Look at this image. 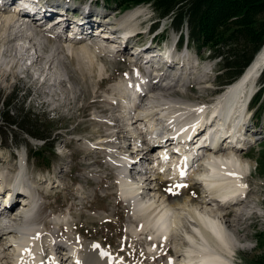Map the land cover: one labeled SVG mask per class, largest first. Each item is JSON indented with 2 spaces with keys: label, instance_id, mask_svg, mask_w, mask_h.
<instances>
[{
  "label": "bare ground",
  "instance_id": "1",
  "mask_svg": "<svg viewBox=\"0 0 264 264\" xmlns=\"http://www.w3.org/2000/svg\"><path fill=\"white\" fill-rule=\"evenodd\" d=\"M12 3L23 5L22 10L30 16L29 23L26 20L23 22L12 11ZM48 6L44 5L43 8L36 0H0V88L8 84L7 79L11 75L15 79L23 66L27 71L34 70L49 87L58 86L60 90L72 94L74 84L68 76L65 60L75 64L83 79L87 78L86 72L102 78L107 74L104 56L106 61L113 60L127 50L130 42L127 38L122 51L115 52L116 45H109L108 40L93 34L95 25L101 22L100 13L92 20L93 24H89L87 11L86 22L82 21L84 17L81 13L63 11L56 13L62 19L59 24L51 26L52 30L47 27L53 20L39 27L55 14L47 13L51 10ZM135 10L116 19V25L120 29L126 27L134 30L140 14V10ZM34 14L38 18H32ZM67 24L73 25L77 39L67 41L62 33L57 32L58 27L64 26L65 29ZM108 32L109 39H112V31L108 29ZM152 45L153 42L150 45H136L140 46L139 64L143 61L146 68L155 59L166 58L167 66L152 71L146 68L147 73L138 76L130 72L132 79L122 78L112 88L111 105L115 110L107 112L95 109L93 120L108 124L113 136L110 139L98 136L92 148L111 155L112 164L120 171L119 195L123 203L130 207L134 223H137L136 226L134 223L130 225L129 232L136 239H146L145 246L151 249L142 256V261L150 257L154 260L165 258V264H231L233 253L246 248L239 225L245 220L244 215L256 207L251 202L243 203L245 197L225 205H220L217 200L233 199L246 190V194H249L244 181V172L248 171L249 165L238 156V151L245 147L243 145L250 134L246 125V118L249 117L246 104L257 89L256 79L264 66V47L244 74L226 86L224 93L216 95L215 101L195 103L176 94L186 88L185 82H179L182 71L194 69L190 56L184 58L183 63H173L170 51L164 49L159 52ZM141 51L156 57L147 58ZM129 60H132V55ZM179 64L181 73L170 78L172 69ZM201 80V77L196 78L194 82ZM64 81L69 85L66 89L63 88ZM208 84L206 82L201 90ZM234 114L236 117L233 119ZM209 121L214 123L208 128ZM214 129L218 131L212 132ZM205 131L208 133L203 136ZM158 133L163 134L164 138H176L177 144L174 139H164L159 140L160 148L148 147L146 142L153 140L151 136L158 140ZM251 136L257 140L254 134ZM187 138L190 140L188 145L183 143ZM198 143L201 145L195 151ZM174 147H177L178 153L173 152ZM157 149L162 150V156L152 159ZM151 160L156 161L155 164ZM26 170L27 166H24L23 171L14 177L7 175L9 177L5 180H1L0 174V264H129L112 256L101 241H72L65 244L54 235L45 234L35 221L38 199L31 190L35 189L36 182L26 179ZM166 183L169 184L168 191L162 187ZM191 186L196 189L195 194L188 192ZM19 195L21 198L18 202L23 204L14 209L16 203L12 205ZM233 208L234 212L226 211ZM56 223L59 227L60 223L69 225L61 221ZM66 226L62 228L67 229ZM171 242L182 255L167 254L169 249L172 251ZM43 259H46V263Z\"/></svg>",
  "mask_w": 264,
  "mask_h": 264
},
{
  "label": "rangeland",
  "instance_id": "2",
  "mask_svg": "<svg viewBox=\"0 0 264 264\" xmlns=\"http://www.w3.org/2000/svg\"><path fill=\"white\" fill-rule=\"evenodd\" d=\"M23 1L30 2L31 0ZM96 1L98 0H46V2L36 0L43 8L44 5H49L48 7L51 9V12L47 13L55 12V14H61L63 11L67 13H81L82 17H84L82 20L84 22H86L85 15L87 11V14L90 15V17H87L90 18L87 22L89 24H93L92 20L95 19L94 17H98L96 16L97 13H100V16L101 14L103 16L106 15L103 21H107L109 18L110 20L113 19V27H118L116 19H121L126 14L134 12L137 9L140 10V14L138 15V19H136V24L140 25L138 30L142 33L140 35L137 34L138 36L136 35L137 39L135 42H145L141 45H147L148 43L150 45L153 42L152 48L160 49L169 47L177 39V34L170 31L167 26L168 20H164L162 26L159 25L158 29L152 31L150 27L156 22L157 16L149 6L142 5L132 9H128L125 6L120 9L115 8L117 9L115 11L103 6L100 2L95 4ZM32 10H34L33 7ZM52 16L55 17L56 15ZM100 16L99 19L101 20L102 17ZM263 19V17H257L256 13L251 14L249 17L251 21L250 26H257L260 21L263 22ZM44 23H41L42 25L39 27H42ZM124 28L126 29V27ZM124 28L122 27V30ZM163 28H166L163 35L158 36L160 30ZM69 29L65 33H68ZM126 30L131 31L128 28ZM105 32L108 33V29ZM122 32L120 33L125 35ZM62 35L64 37L67 36L65 34ZM99 35L97 37L101 38L102 36L100 37ZM160 42H162L161 45ZM241 46L239 44V50ZM243 46L245 49L246 46ZM157 51L161 52V50ZM125 52L123 54L119 53L116 59H107L108 61L105 60L104 56L103 60L106 63L107 74L102 78H96L95 73L90 75V72H86L85 76L87 78H84V80L75 64L70 60H65L64 63L66 64L68 76H70L71 82L74 84L72 94L60 90L58 86H50V88L48 84L46 85L38 78L34 70L27 71L23 66L15 79L11 75L7 79L8 84L0 88V101H13L11 105L14 109L23 107L25 112L33 114L31 119L34 123L41 125L42 130L47 128L52 129V139H54L55 144L54 153L48 152V157L43 160H34L30 158L27 151L42 147V142L28 138L24 132L15 130V137L19 141L17 143L18 146L15 147L13 140H11L13 139V134H10L11 129L7 126H1L0 174H2V177H0L1 180L9 177L7 175L14 177L19 171H23L24 166H27L25 172V175L27 174L26 179L29 178L36 182L35 189L31 190L32 193H35L36 199H38L34 212L36 215H34L36 217L35 221L45 234L54 235L59 242L62 241V243L68 244L72 241H101L100 243L103 247H106L107 251H111L110 254L112 256H116L126 263L165 264V258L154 260L147 257L148 260L142 261V256L150 252L151 249L145 246L147 244L146 239L143 237L136 239L137 237L129 232L130 225L135 221L131 215L130 207L126 206L120 199L118 191L120 180L118 176L120 171L117 166L112 164L111 160L113 158L111 155L92 148V143L98 136L109 139L113 136L111 134L112 129L108 124H102L93 119L95 118L94 113L96 110L107 112L115 110L113 109L115 107L111 105L113 100L111 96L113 94L112 88L120 83L123 80L122 78H126L130 71L135 72L134 69H130L131 65L125 60V55L128 54ZM141 53L147 58L152 57L154 59L156 57L152 54L148 55L147 52L141 51ZM181 54L187 55V57L190 56V64L194 69L192 71H182L180 75L182 79L179 82H185L186 88L178 91L176 94L187 101L190 100L195 103L205 101L208 103L217 98L214 95V88H217L225 77V75L218 77L222 73L218 60H209L208 53H196L191 46L185 49V44L181 49ZM195 69L199 70L196 71ZM152 70L157 69L149 68V71ZM172 70L173 73L171 72L169 77L172 78L174 77L173 75L178 76L181 73V64L176 65ZM200 77L201 81L194 82L196 78ZM259 77L260 74L256 79V88H259L260 85L258 81ZM64 82L63 88L66 89L69 85L66 81ZM206 82L210 84L201 90V87ZM114 94L117 97V94ZM207 105L210 106V104ZM3 110L4 107L0 106V113ZM250 113L251 117L248 123L249 127L247 128L250 129V134L247 135V143L243 145L245 147H242L238 151V156L242 158L243 162L248 163V171L250 173L248 176V171L244 172V181L249 188V194L243 199V203L247 204L251 202L253 203V207L255 206L256 208H253L248 214L244 215L245 220L239 225L246 248L239 249L235 253L234 263L230 259L231 264H260L262 262L259 258L261 259L264 256V126L253 117L254 115L252 116V112ZM16 115L17 113H11L13 117H16ZM234 117H236L235 114L232 118L234 119ZM248 118H246V121H248ZM213 123L209 121L208 128L211 124L213 126ZM252 134L258 139H253ZM23 140H25V143L21 142ZM122 143L126 144L125 140H122ZM235 144L237 145V143ZM229 149L233 148L230 147ZM154 157L155 154L152 156V159H155ZM155 162L152 161V164H155ZM168 186L169 184L166 183L162 187L165 191H168ZM188 188H190L188 189L189 193L195 194L194 191L196 189H192L193 186ZM21 195L18 196V199L14 200L12 205L14 206L16 203L14 209L20 208V205L23 204L20 201L18 202ZM196 201L200 202L199 199ZM233 210L234 208L226 211L230 213L234 212ZM235 214L233 213L232 215ZM60 221L66 222L69 225L61 224ZM56 222L60 223L61 229H59V224ZM133 225L136 226L137 223ZM62 226H66L67 229L62 228ZM171 248L172 251L169 249L167 254L182 255L176 250L173 242H171ZM43 262L46 263V259H43Z\"/></svg>",
  "mask_w": 264,
  "mask_h": 264
},
{
  "label": "trees",
  "instance_id": "3",
  "mask_svg": "<svg viewBox=\"0 0 264 264\" xmlns=\"http://www.w3.org/2000/svg\"><path fill=\"white\" fill-rule=\"evenodd\" d=\"M101 3L112 10L148 5L157 16L155 27L168 20L169 30L177 34L181 45L186 43L196 53H208L210 58L218 60L222 71L218 77L225 75L219 87L241 77L254 56L264 47V19L253 27L249 20L253 13L264 18V0H101ZM239 44L242 45L240 50ZM259 83L251 108L253 117L264 124V70ZM12 102L0 101V106L4 107L0 113V129L1 126L11 129L15 147L19 142L15 130L44 142L42 147L27 151L34 160H43L48 157V152L54 153L52 129L42 130L41 125L31 119L33 114L25 112L23 107L14 109ZM13 112L17 113L16 117L11 116ZM21 142L25 143V140ZM259 260L260 264H264V256Z\"/></svg>",
  "mask_w": 264,
  "mask_h": 264
},
{
  "label": "water",
  "instance_id": "4",
  "mask_svg": "<svg viewBox=\"0 0 264 264\" xmlns=\"http://www.w3.org/2000/svg\"><path fill=\"white\" fill-rule=\"evenodd\" d=\"M263 68H264V66L260 69V72H261V70H262ZM260 72H259V73H260Z\"/></svg>",
  "mask_w": 264,
  "mask_h": 264
}]
</instances>
